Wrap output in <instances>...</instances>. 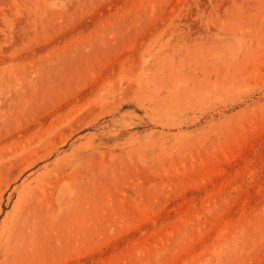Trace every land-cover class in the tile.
<instances>
[{
  "label": "rangeland",
  "instance_id": "374dc122",
  "mask_svg": "<svg viewBox=\"0 0 264 264\" xmlns=\"http://www.w3.org/2000/svg\"><path fill=\"white\" fill-rule=\"evenodd\" d=\"M0 264H264V0H0Z\"/></svg>",
  "mask_w": 264,
  "mask_h": 264
}]
</instances>
